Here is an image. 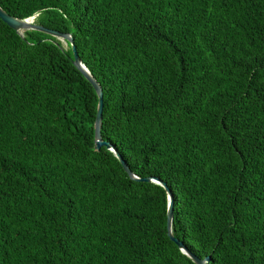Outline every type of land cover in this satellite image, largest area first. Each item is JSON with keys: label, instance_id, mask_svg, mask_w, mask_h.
I'll use <instances>...</instances> for the list:
<instances>
[{"label": "trees", "instance_id": "1", "mask_svg": "<svg viewBox=\"0 0 264 264\" xmlns=\"http://www.w3.org/2000/svg\"><path fill=\"white\" fill-rule=\"evenodd\" d=\"M0 8V264H264V0Z\"/></svg>", "mask_w": 264, "mask_h": 264}, {"label": "water", "instance_id": "2", "mask_svg": "<svg viewBox=\"0 0 264 264\" xmlns=\"http://www.w3.org/2000/svg\"><path fill=\"white\" fill-rule=\"evenodd\" d=\"M0 17L1 19L7 23L10 27H12L15 30H22V29H37L40 31H43L45 33H48L50 35L56 36L60 39L66 40L70 43L71 45V49L73 51V63L74 65L85 75V77L90 81V83L93 85V87L95 88V90L97 91L98 94V108H97V112H96V118H95V127H94V134H95V147L96 149H99L101 146H106L109 149H113L112 144H110L107 141H103L101 139V135H100V126H101V119H102V90L101 87L99 85V83L96 81V79L88 72V70L82 65L80 57L77 54L75 45L73 44L72 41V37L67 34V33H62L41 25H36L33 22L34 17H29L26 19H17L11 15H9L8 13H6L3 9L0 8ZM115 152V150H114ZM117 158L120 160L122 167L124 168V170L128 173V175L136 180H142V181H158V179L152 178V177H145V178H138L136 176H134V174L132 173V171L130 170L129 166L127 165V163L125 162V160L122 158V156L120 154H118L117 152H115ZM166 189L168 192V197H169V207H168V212H167V233L168 236L170 237V239L172 241H174L178 247H180V249H182L184 252H186L196 264H208L210 257L206 256L203 259H200L199 257H197L195 254L191 253L185 246L184 244L179 241L177 238H175L172 233H171V222H172V217H173V200H172V194L171 191L168 189V187L166 186V183L164 182H160Z\"/></svg>", "mask_w": 264, "mask_h": 264}, {"label": "rangeland", "instance_id": "3", "mask_svg": "<svg viewBox=\"0 0 264 264\" xmlns=\"http://www.w3.org/2000/svg\"><path fill=\"white\" fill-rule=\"evenodd\" d=\"M33 20H34V19H33ZM60 41H62V42L64 43V41H63V40H61V39H60ZM64 45H65V44H64Z\"/></svg>", "mask_w": 264, "mask_h": 264}]
</instances>
